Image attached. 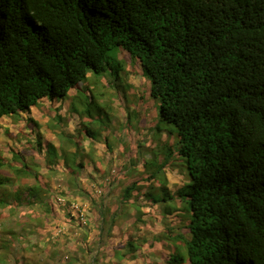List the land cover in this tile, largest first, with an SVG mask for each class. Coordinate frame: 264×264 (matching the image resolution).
I'll use <instances>...</instances> for the list:
<instances>
[{
  "label": "trees",
  "instance_id": "16d2710c",
  "mask_svg": "<svg viewBox=\"0 0 264 264\" xmlns=\"http://www.w3.org/2000/svg\"><path fill=\"white\" fill-rule=\"evenodd\" d=\"M113 48L138 61L150 79L158 102L153 135L163 118L177 138L153 136L158 143L150 141L142 158L131 157L136 144L128 159L106 158L102 168L94 161L101 176L93 191L102 199L107 188L116 195L109 205L94 202L99 234L131 219L127 240L100 253V264H264V0H0V118L42 98H63L87 70L100 75ZM69 143H48L47 155L65 149L78 191L75 174L84 159ZM16 165L0 156V170L8 169L0 173V210L8 199L15 210L28 209L31 232L54 219L46 200L51 189L42 174ZM26 178L33 185L9 189ZM29 208L45 215L33 217ZM131 209L136 218L128 217Z\"/></svg>",
  "mask_w": 264,
  "mask_h": 264
},
{
  "label": "rangeland",
  "instance_id": "374dc122",
  "mask_svg": "<svg viewBox=\"0 0 264 264\" xmlns=\"http://www.w3.org/2000/svg\"><path fill=\"white\" fill-rule=\"evenodd\" d=\"M106 62L105 70L100 75L95 74L92 69L87 70L84 79L70 88L63 98L39 100L26 113L19 116L14 114L0 120L2 137H4L0 139L1 152L10 156L8 150L10 148L14 155L19 153L18 158H25V161L34 164L36 168H30L42 174V179L49 184L51 190L50 192L48 190L47 197L50 199L46 200L51 201L55 209L53 220L48 221L47 225L37 222L34 229L28 232L25 226L28 209L15 210V205L11 203L12 199H8L9 206L0 210V248H9L6 252L0 250V264H27V262L30 264H100V253L104 250L108 251L109 246L129 236L127 228L131 219L127 218L117 223L109 232L104 231L99 234L100 227H96L99 221H96L98 217L96 203L109 205L110 199H116V195L107 188L108 191L105 190V193L100 194H103L102 199L97 197L99 196L97 192L93 191L92 186L97 185L96 182L101 176L94 171L96 168L94 161L98 162V168H102L105 166L106 158L111 157L115 161L116 158L128 159L130 158L129 149L134 151L133 147L136 144L141 145H138V149L131 154V157L134 156L133 154L136 158L143 157L144 153L147 155L150 151L147 147L151 145L150 141H154L153 136L160 137L162 141L170 138L168 142L173 143L172 139L176 140L177 131L171 122L158 118L155 128H159V131L155 130L153 135L151 121L153 116L155 118L157 116L158 102L150 97V79L138 61L120 48H113L107 53ZM26 118H36L42 124L41 126L45 125L43 128L38 127L41 131L40 137L36 129L32 130L34 124L27 123ZM100 128L102 133L98 135ZM60 133H64L65 137L67 134L72 136L75 140L77 155L82 161L84 159V168L75 174L78 191L72 188L63 154L56 151L54 158L46 154L50 149L46 145L48 142L57 143ZM93 137L97 142H89ZM106 137L107 141H104ZM37 141H39L38 144ZM105 142L110 144L108 149L105 147ZM154 142H152L153 146L158 143ZM56 146L59 148L60 144ZM69 147L73 146H70V143H64L65 149ZM123 148L126 150L125 155L117 157ZM72 150L75 149L72 148ZM105 150L107 152H104ZM6 158L13 165L15 164L14 159ZM47 162H53V164H47ZM150 168L158 170L157 164L155 166L152 164ZM7 171L8 169L5 168L1 170V173L4 174ZM136 178L135 176L125 180V184L137 180ZM26 179H19L9 189L17 190L23 181L26 184L33 183L32 178ZM179 184H181L180 177L175 180V185ZM82 186L87 187L86 190L89 192L85 191L82 194L80 192ZM51 203L49 202L50 206H52ZM72 208L77 211V214L71 210ZM43 215L45 213L32 211L33 217ZM77 215L80 219L79 224L76 220ZM62 217L65 221L59 219ZM128 217H137L134 209L128 212ZM105 226L108 227L107 224ZM145 229L151 233L155 231L149 224H146ZM136 233L147 235L137 230H132L130 235L135 236ZM47 237L54 243L49 242ZM35 241L36 246L33 248L30 244ZM106 246L108 248L103 249Z\"/></svg>",
  "mask_w": 264,
  "mask_h": 264
},
{
  "label": "clouds",
  "instance_id": "9594fccd",
  "mask_svg": "<svg viewBox=\"0 0 264 264\" xmlns=\"http://www.w3.org/2000/svg\"><path fill=\"white\" fill-rule=\"evenodd\" d=\"M43 99H45V98H42V99H40V100H43ZM74 112H76L75 110H74ZM22 113H26V112H18L16 115H22ZM7 117H10V116H5V117H2V118H0V120H3L4 118H7ZM61 117V116H60ZM27 119L28 118H26L25 120H26V122H27ZM37 124H38V127H40L42 124L41 123H39L40 121L39 120H36V118H32ZM28 123V122H27ZM52 125H54L53 123H52ZM33 126V125H32ZM43 126H45V125H43ZM43 126H41L40 128H43ZM38 127L37 128H34V127H32V130H33V128L34 129H36L37 130V135H38V137H40V135H41V131L38 129ZM6 130V129H5ZM80 132V131H79ZM2 130H1V125H0V139H3L4 137H2ZM44 133H42V135H43ZM70 138V139H68V138ZM40 140V139H39ZM66 140V141H65ZM72 141L73 142V144H75V140H73V138H72V136L71 135H68L67 134V136L65 137V134L64 133H60V137L58 138V140H57V143H53V142H48V143H50V144H52V145H54L55 146V148H57V146H56V144H60L61 142H62V146L64 147V143H69V141ZM64 141V142H63ZM90 141H93V139H90L89 140V142ZM38 143H39V141H37ZM37 143V144H38ZM76 145V144H75ZM61 146V147H62ZM62 147V148H63ZM8 150H9V152H10V156H7L5 153H2L1 152V149H0V156L5 160V162H9V163H12V162H10L6 157H11L12 159H13V157H14V154H13V152H11V150H10V148H8ZM63 151H65V149L64 150H62L61 151V154H64L63 153ZM17 154V157H18V154L19 153H16ZM46 154H47V152H46ZM20 159V160H19ZM18 160H19V162L18 161H15L14 163V165L15 166H17L16 164H19L20 166L22 165V164H25V165H27L29 168L30 167H34V168H36L35 166H34V164L33 163H29V162H27V161H25V158H18ZM22 160V161H21ZM47 160V159H46ZM50 163H52L53 164V162H50ZM50 163H47V164H50ZM64 164V163H63ZM64 166V165H63ZM17 167H19V166H17ZM3 170V169H2ZM35 172H37V170H35ZM0 173H1V170H0ZM2 174V173H1ZM17 183V182H16ZM16 183H14V184H16ZM26 185H33V183L32 184H26ZM25 196V195H24ZM27 196V195H26ZM54 204H55V202H54ZM53 207H54V205H53V203H52V210L55 212V209H53ZM0 260H1V258H0ZM27 264H30V262H27Z\"/></svg>",
  "mask_w": 264,
  "mask_h": 264
},
{
  "label": "crops",
  "instance_id": "0c3cea01",
  "mask_svg": "<svg viewBox=\"0 0 264 264\" xmlns=\"http://www.w3.org/2000/svg\"><path fill=\"white\" fill-rule=\"evenodd\" d=\"M54 212V211H53Z\"/></svg>",
  "mask_w": 264,
  "mask_h": 264
}]
</instances>
